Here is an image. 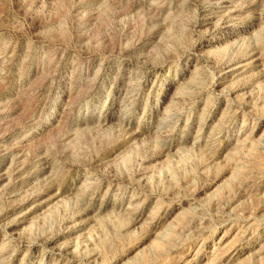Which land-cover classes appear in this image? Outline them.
<instances>
[{
  "label": "rangeland",
  "instance_id": "obj_1",
  "mask_svg": "<svg viewBox=\"0 0 264 264\" xmlns=\"http://www.w3.org/2000/svg\"><path fill=\"white\" fill-rule=\"evenodd\" d=\"M0 264H264V0H0Z\"/></svg>",
  "mask_w": 264,
  "mask_h": 264
}]
</instances>
